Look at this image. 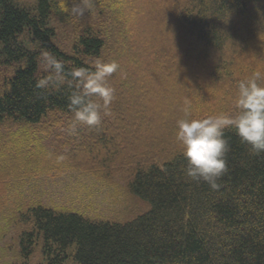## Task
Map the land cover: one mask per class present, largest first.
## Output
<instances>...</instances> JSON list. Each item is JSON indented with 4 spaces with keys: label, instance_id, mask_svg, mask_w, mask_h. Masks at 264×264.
Returning <instances> with one entry per match:
<instances>
[{
    "label": "trees",
    "instance_id": "obj_1",
    "mask_svg": "<svg viewBox=\"0 0 264 264\" xmlns=\"http://www.w3.org/2000/svg\"><path fill=\"white\" fill-rule=\"evenodd\" d=\"M67 26L71 42L61 38ZM43 50L66 70L119 63L100 125L71 130L67 83L36 88L47 75ZM0 69V134L63 127L74 168L121 177L148 206L113 220L33 202L19 233L24 258L40 250L44 264H264V153L225 129L228 170L214 189L184 176L175 135L185 98L188 118L236 115L238 81L264 74V0H92L79 18L59 0H0Z\"/></svg>",
    "mask_w": 264,
    "mask_h": 264
},
{
    "label": "rangeland",
    "instance_id": "obj_2",
    "mask_svg": "<svg viewBox=\"0 0 264 264\" xmlns=\"http://www.w3.org/2000/svg\"><path fill=\"white\" fill-rule=\"evenodd\" d=\"M73 34L70 26L63 27L61 38L71 42ZM5 131L0 134V264H44L40 250L24 258L19 247V233L26 226L24 211L33 202L113 220L130 219L147 210L121 177L109 183L74 168L65 156L72 145L63 127L47 134L35 128L20 130L18 125Z\"/></svg>",
    "mask_w": 264,
    "mask_h": 264
},
{
    "label": "clouds",
    "instance_id": "obj_3",
    "mask_svg": "<svg viewBox=\"0 0 264 264\" xmlns=\"http://www.w3.org/2000/svg\"><path fill=\"white\" fill-rule=\"evenodd\" d=\"M91 6L92 0H59L60 9L77 18L84 16ZM40 62L47 75L36 81V88L59 89L67 83L73 89L68 97V107L74 113L70 125L73 132L77 124L98 126L104 116L110 115L115 89L109 77L120 69L116 60L97 59L92 67L66 70L63 61L43 50ZM261 81L264 74L260 71L238 81L235 116L218 113L203 119L188 118L191 102L185 98L184 116L176 121L175 135L187 161L183 173L188 180H203L214 189L219 186L217 180L228 170L226 156L231 150L225 129H234L241 142L250 146L252 154L264 153V83Z\"/></svg>",
    "mask_w": 264,
    "mask_h": 264
}]
</instances>
